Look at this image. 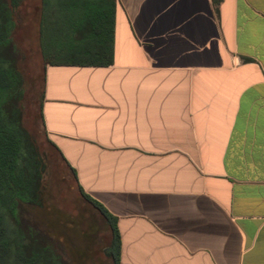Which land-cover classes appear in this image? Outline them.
<instances>
[{
	"label": "crops",
	"instance_id": "crops-1",
	"mask_svg": "<svg viewBox=\"0 0 264 264\" xmlns=\"http://www.w3.org/2000/svg\"><path fill=\"white\" fill-rule=\"evenodd\" d=\"M114 48L41 111L120 264H264V0H117Z\"/></svg>",
	"mask_w": 264,
	"mask_h": 264
},
{
	"label": "trees",
	"instance_id": "trees-1",
	"mask_svg": "<svg viewBox=\"0 0 264 264\" xmlns=\"http://www.w3.org/2000/svg\"><path fill=\"white\" fill-rule=\"evenodd\" d=\"M23 1L0 0V264H69L48 235L21 217L25 206L42 205L44 173L43 160L22 124L25 91L12 34L14 12ZM116 1L46 0L40 32L45 68L112 65ZM64 162L77 181L75 170ZM79 189L105 219L112 234L106 254L120 264L116 218Z\"/></svg>",
	"mask_w": 264,
	"mask_h": 264
},
{
	"label": "rangeland",
	"instance_id": "rangeland-1",
	"mask_svg": "<svg viewBox=\"0 0 264 264\" xmlns=\"http://www.w3.org/2000/svg\"><path fill=\"white\" fill-rule=\"evenodd\" d=\"M46 0H24L14 12L12 42L23 77L22 124L44 163L42 205L25 206L23 223L39 228L54 241L69 264H114L106 254L111 231L82 195L72 171L49 143L41 118L45 63L41 48V18Z\"/></svg>",
	"mask_w": 264,
	"mask_h": 264
}]
</instances>
